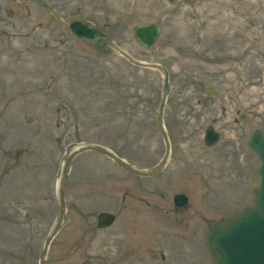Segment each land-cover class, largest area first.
<instances>
[{"label":"rangeland","instance_id":"1","mask_svg":"<svg viewBox=\"0 0 264 264\" xmlns=\"http://www.w3.org/2000/svg\"><path fill=\"white\" fill-rule=\"evenodd\" d=\"M46 1L64 22L89 21L133 58L168 69L170 156L148 177L96 152L74 156L66 222L45 264H214L207 226L252 204L259 184L246 139L264 131V0ZM149 22L161 33L144 48L133 27ZM161 83L158 70L79 39L41 3L0 0V264H38L67 144H101L143 168L161 159ZM208 125L220 135L213 146L203 142ZM176 193L185 205L173 204ZM101 211L115 215L104 228Z\"/></svg>","mask_w":264,"mask_h":264},{"label":"water","instance_id":"2","mask_svg":"<svg viewBox=\"0 0 264 264\" xmlns=\"http://www.w3.org/2000/svg\"><path fill=\"white\" fill-rule=\"evenodd\" d=\"M18 1L23 3H42L55 20L68 27L78 38L85 41L100 39L102 43L118 52L129 63L140 67L154 68L162 74L161 95L156 109V123L165 145L162 158L156 164L141 168L131 164L101 144L78 145L75 142L69 143L60 160L59 169L53 183L54 192L57 194V214L52 230L45 238L38 259V264H45L49 245L66 222L65 184L71 159L74 156L87 151L97 152L110 158L127 172L139 176L154 175L165 166L170 155V141L164 124V110L170 90L169 72L160 63H148L133 58L116 45L107 34L91 25L89 21L73 20L64 22L46 0ZM160 32V27L152 22L138 23L133 27L134 39L144 48L151 47L158 39ZM208 92L210 94L214 92L212 87H208ZM239 119L244 120V115H240ZM219 136V132L212 125H208L204 131L203 142L207 146H213L219 140ZM246 145L260 159L258 168L259 185L253 190V204L233 213L229 219L222 218L207 226L205 242L214 264H264V131L258 128L253 129L247 137ZM186 201L187 198L184 194H176L174 196V202L177 206L183 205ZM114 218L115 216L112 213L102 211L97 215V226L99 228L107 227L113 222Z\"/></svg>","mask_w":264,"mask_h":264},{"label":"flooded vegetation","instance_id":"3","mask_svg":"<svg viewBox=\"0 0 264 264\" xmlns=\"http://www.w3.org/2000/svg\"><path fill=\"white\" fill-rule=\"evenodd\" d=\"M173 204H174V203H173ZM185 204H186V203H185ZM185 204H184V205H185ZM184 238H185V236H184ZM182 242H183V241H182Z\"/></svg>","mask_w":264,"mask_h":264}]
</instances>
